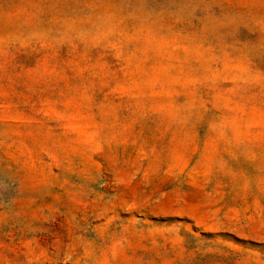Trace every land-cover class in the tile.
Segmentation results:
<instances>
[{"label":"rangeland","instance_id":"obj_1","mask_svg":"<svg viewBox=\"0 0 264 264\" xmlns=\"http://www.w3.org/2000/svg\"><path fill=\"white\" fill-rule=\"evenodd\" d=\"M0 264H264V0H0Z\"/></svg>","mask_w":264,"mask_h":264}]
</instances>
